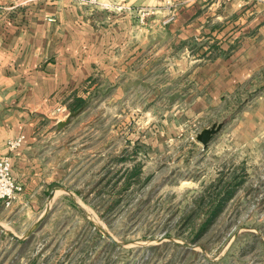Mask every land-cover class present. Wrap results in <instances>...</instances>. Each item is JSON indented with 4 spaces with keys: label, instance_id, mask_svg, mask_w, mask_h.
<instances>
[{
    "label": "rangeland",
    "instance_id": "rangeland-1",
    "mask_svg": "<svg viewBox=\"0 0 264 264\" xmlns=\"http://www.w3.org/2000/svg\"><path fill=\"white\" fill-rule=\"evenodd\" d=\"M1 2L0 13L13 9ZM144 8L147 16L159 9ZM174 14L170 6L161 21ZM196 42L197 51L220 49L218 40ZM176 52L149 59V65L163 67L164 81L172 75L168 65L177 58L187 61L182 50ZM187 89L173 101L150 85L120 101H109V93L90 94L82 107L70 110L71 99L39 120L51 126L46 141L61 144L52 158L70 157L72 173L65 181L70 195L53 197L39 223L60 224L55 234L60 241L49 246L63 261L69 257L66 264H264V137L253 135L251 121L241 117L255 91L238 88L227 105L194 117L184 101ZM75 111L57 128V121ZM218 122L220 130L203 148L196 134ZM245 140L261 145L236 149ZM219 177L233 178L230 195L211 186ZM46 201L40 198L36 205ZM22 220L17 217L15 225ZM53 228L35 237L46 238Z\"/></svg>",
    "mask_w": 264,
    "mask_h": 264
},
{
    "label": "crops",
    "instance_id": "crops-1",
    "mask_svg": "<svg viewBox=\"0 0 264 264\" xmlns=\"http://www.w3.org/2000/svg\"><path fill=\"white\" fill-rule=\"evenodd\" d=\"M1 3L13 9L0 13V156L9 154L11 175L22 190L10 207L0 206V264H66L69 258L63 261L49 246L60 241L55 237L60 224L35 227L47 204L36 205L38 199L52 191L53 197L70 195L65 184L72 173L70 157L59 153L52 158L61 144L46 141L51 126L39 125L59 103L108 93L109 101H120L148 85L173 101L188 87L184 101L196 117L227 105L238 88L252 87L255 92L241 117L251 121L253 135L264 137V0ZM146 6L159 9L141 21L136 11ZM170 6L175 14L164 23ZM203 37L218 40L220 49L197 51L195 42ZM171 50H182L187 61L177 58L168 65L172 75L164 81L163 67L149 61ZM20 135V145L9 149L8 142ZM236 144L240 150H258L261 145L246 140ZM17 217L23 219L18 226ZM52 228L55 232L46 238L35 237Z\"/></svg>",
    "mask_w": 264,
    "mask_h": 264
},
{
    "label": "built area",
    "instance_id": "built-area-1",
    "mask_svg": "<svg viewBox=\"0 0 264 264\" xmlns=\"http://www.w3.org/2000/svg\"><path fill=\"white\" fill-rule=\"evenodd\" d=\"M90 2H96L97 0H89ZM143 9H137L139 18L143 21L148 12ZM166 22V21H165ZM23 139V136L20 135L13 140L8 142V148L14 149L18 147ZM22 190V186L17 183L11 175V164L9 154H4L0 156V203L5 206H9L16 194Z\"/></svg>",
    "mask_w": 264,
    "mask_h": 264
},
{
    "label": "water",
    "instance_id": "water-1",
    "mask_svg": "<svg viewBox=\"0 0 264 264\" xmlns=\"http://www.w3.org/2000/svg\"><path fill=\"white\" fill-rule=\"evenodd\" d=\"M77 112L78 111L72 112L64 120L57 121V125H56L57 128H61L62 126H64L65 124H67L69 122V120H70V117L75 116L77 114ZM221 126H222V123L221 122L213 123L209 127L202 128L196 134V139L202 144L203 148L207 146V144L209 143L211 137L220 130ZM53 195H54V191L50 192V194L48 195L45 211H44L43 215H41L38 218V220L36 222V226L43 220L45 213L49 209L50 203H51V201L53 199ZM2 229L4 231H6L8 233V235L11 236L13 239H18L19 238V236H17L14 233H12V232L4 229L3 227H2ZM105 235L108 237V239L110 241H112L113 243H115V240L113 239V237L111 235H109L107 232H105ZM153 241L154 242H159V241H161V237L160 238H155V239H153ZM119 244H122L123 245L125 243L124 242H120ZM184 245L187 246V247H190L191 246L189 244H184Z\"/></svg>",
    "mask_w": 264,
    "mask_h": 264
},
{
    "label": "trees",
    "instance_id": "trees-1",
    "mask_svg": "<svg viewBox=\"0 0 264 264\" xmlns=\"http://www.w3.org/2000/svg\"><path fill=\"white\" fill-rule=\"evenodd\" d=\"M86 102H87L86 99H84L82 97H79V96L78 97H74L72 102L69 104V109L70 110H76V109L82 107L83 105H85ZM232 180H233V178H230L229 181H227L228 182L227 183L226 180H223L221 177H219L216 180V182L212 183L211 186H213V188H217L218 187L217 192L220 191V189H221V191H223V189H224V191L226 192V195H230L231 193H228L229 189H227V188H228L229 185H231ZM211 193H213V192H211ZM211 202H212V200H211ZM217 204H218V202L215 203L214 207H217ZM214 213H215V208L212 209L211 215L214 214Z\"/></svg>",
    "mask_w": 264,
    "mask_h": 264
}]
</instances>
